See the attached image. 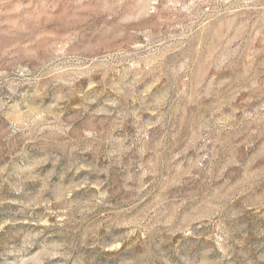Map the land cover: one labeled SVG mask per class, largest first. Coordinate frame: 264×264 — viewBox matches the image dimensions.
<instances>
[{
    "label": "rangeland",
    "instance_id": "1",
    "mask_svg": "<svg viewBox=\"0 0 264 264\" xmlns=\"http://www.w3.org/2000/svg\"><path fill=\"white\" fill-rule=\"evenodd\" d=\"M0 264H264V0H0Z\"/></svg>",
    "mask_w": 264,
    "mask_h": 264
}]
</instances>
